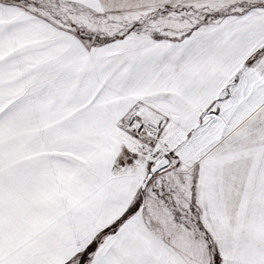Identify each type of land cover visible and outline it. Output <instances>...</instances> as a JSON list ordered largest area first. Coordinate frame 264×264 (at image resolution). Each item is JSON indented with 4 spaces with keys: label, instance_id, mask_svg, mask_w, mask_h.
<instances>
[{
    "label": "snow or ice",
    "instance_id": "snow-or-ice-1",
    "mask_svg": "<svg viewBox=\"0 0 264 264\" xmlns=\"http://www.w3.org/2000/svg\"><path fill=\"white\" fill-rule=\"evenodd\" d=\"M0 264H264V0H0Z\"/></svg>",
    "mask_w": 264,
    "mask_h": 264
}]
</instances>
